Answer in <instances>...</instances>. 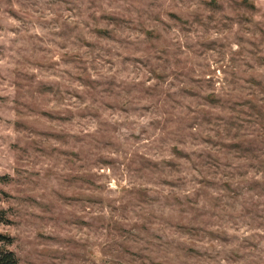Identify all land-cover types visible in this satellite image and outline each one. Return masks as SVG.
I'll use <instances>...</instances> for the list:
<instances>
[{"label": "rangeland", "instance_id": "374dc122", "mask_svg": "<svg viewBox=\"0 0 264 264\" xmlns=\"http://www.w3.org/2000/svg\"><path fill=\"white\" fill-rule=\"evenodd\" d=\"M0 211L19 264H264V0H0Z\"/></svg>", "mask_w": 264, "mask_h": 264}, {"label": "trees", "instance_id": "16d2710c", "mask_svg": "<svg viewBox=\"0 0 264 264\" xmlns=\"http://www.w3.org/2000/svg\"><path fill=\"white\" fill-rule=\"evenodd\" d=\"M6 219L3 211H0V224H5ZM11 238L0 233V264H19L15 254L9 250Z\"/></svg>", "mask_w": 264, "mask_h": 264}]
</instances>
